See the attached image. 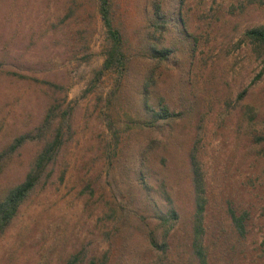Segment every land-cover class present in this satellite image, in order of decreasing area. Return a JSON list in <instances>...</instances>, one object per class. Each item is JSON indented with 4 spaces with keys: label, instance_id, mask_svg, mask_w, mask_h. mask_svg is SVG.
Instances as JSON below:
<instances>
[{
    "label": "rangeland",
    "instance_id": "374dc122",
    "mask_svg": "<svg viewBox=\"0 0 264 264\" xmlns=\"http://www.w3.org/2000/svg\"><path fill=\"white\" fill-rule=\"evenodd\" d=\"M114 0L129 66L91 82L105 31L96 0H0V200L60 129L63 145L0 233V264H198L192 166L205 185L209 264H264V0ZM172 49L155 60L150 46ZM148 83V88L144 85ZM178 116L148 126L151 107ZM175 210L172 228L161 216ZM230 209L247 212L245 235ZM160 242L153 246L152 236Z\"/></svg>",
    "mask_w": 264,
    "mask_h": 264
},
{
    "label": "trees",
    "instance_id": "16d2710c",
    "mask_svg": "<svg viewBox=\"0 0 264 264\" xmlns=\"http://www.w3.org/2000/svg\"><path fill=\"white\" fill-rule=\"evenodd\" d=\"M96 1L97 11L105 31V41L103 46L104 61L101 68L96 72V76H94L91 81L94 83L108 73H116L122 78L129 66V52L127 51L125 35L115 23L114 0ZM152 8L154 9V23L150 24V27H152L151 29L154 27L163 32V30H166L169 26L172 17H167L163 0H152ZM244 37L251 44L264 48V26L248 28L244 33ZM171 51L172 49L170 48L159 49L156 45L150 46V53L153 54L155 60L159 61L169 58ZM144 88H148V83L144 85ZM149 113H151V119L147 124L152 128H157L168 120L178 116L177 113L171 111L166 105H161L160 109L157 110L151 107ZM61 132L62 129H60L59 133L54 136L53 139L49 140L40 150L33 162V166L27 172L25 179L21 183L13 186L0 200V233L4 232L11 224L13 219L17 216L22 204L46 175L49 165L56 160L64 142L63 132ZM31 138H33L31 133L22 134L16 137L6 149L0 152V173L8 164L14 152ZM192 164L195 201L197 206L194 214L192 249L198 264H209L208 253L203 243L205 233L203 220L206 204L204 179L198 162L194 159ZM230 215L239 234L245 235L248 213L238 214L235 210L230 209ZM161 219V226L170 229L172 228L170 221H176L178 216L175 210L170 209V213L167 216H161ZM151 243L156 247H160L161 245L154 235L152 236ZM79 260L80 255L75 254L70 257L65 264H78ZM91 264L96 263L92 262ZM99 264H107V262L101 260Z\"/></svg>",
    "mask_w": 264,
    "mask_h": 264
}]
</instances>
